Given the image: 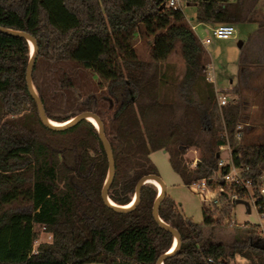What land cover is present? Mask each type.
<instances>
[{
    "label": "trees",
    "instance_id": "1",
    "mask_svg": "<svg viewBox=\"0 0 264 264\" xmlns=\"http://www.w3.org/2000/svg\"><path fill=\"white\" fill-rule=\"evenodd\" d=\"M168 1L0 0V27L35 39L32 84L38 57L74 61L105 82L116 98L114 140L103 129L114 161L107 195L119 205L132 201L142 176H159L149 158L158 149L170 151L172 166L187 185L212 174L218 147L227 142L234 163L248 166L244 177L254 182L264 169V141L247 148L235 143L240 106H217L213 83L206 79L204 48L180 7ZM193 4L199 22L243 19V5L237 2ZM141 33L153 35L149 61L139 59L134 49ZM176 44L185 70L174 82L175 77L165 73L172 65L161 63ZM28 60L27 40L0 31L1 106L8 113L21 112L0 121V264H156L174 240L152 215L156 186L143 184L131 210L116 211L105 204L101 191L109 164L97 128L87 119L63 130L45 126L26 84ZM174 83L183 105L172 101ZM82 111L96 113L92 99L70 116ZM46 115L56 122L70 117ZM189 146L201 150L191 168L182 158ZM223 199L218 206L204 208L198 224L165 192L157 214L178 231L181 241L163 264H226L235 254L249 264H264V236L257 225L245 226L233 239L230 254L224 243L203 237L204 226L213 227L230 215L235 202ZM36 225L51 234V241L33 248Z\"/></svg>",
    "mask_w": 264,
    "mask_h": 264
},
{
    "label": "rangeland",
    "instance_id": "2",
    "mask_svg": "<svg viewBox=\"0 0 264 264\" xmlns=\"http://www.w3.org/2000/svg\"><path fill=\"white\" fill-rule=\"evenodd\" d=\"M178 1L180 9L185 8V0ZM219 1L237 2L239 6L247 4V2L250 5L256 2V20L251 17L247 18V15L245 16L243 13L242 18H247L246 20L242 19L232 23L236 27L235 38H214L207 26H199L196 29L198 38L203 40L206 37L210 38V42L205 43L203 48L206 65L209 64V61L214 63L213 85L217 88L222 85L229 87V102L237 103L240 106L241 134L234 136V141L243 148H247L264 141V28H257L258 25H261L260 19L264 23V0ZM152 41L153 35L141 33L135 37L134 49L139 59L151 60ZM238 41H241V45H238ZM161 65H172V71L167 70L165 73L174 76V82L181 78L185 64L178 44ZM205 73L207 74V72ZM33 77V84L44 100L45 112L48 115L60 119L69 117L81 109L83 102L90 98L94 102L96 113L102 119L105 131L110 139L114 140L113 126L117 100L110 93L106 83L101 81L97 75L83 68L78 62L49 61L38 57ZM172 85V101L183 105L184 99L180 97L176 83ZM1 105L0 101V121L21 113H8ZM204 133L207 134V132ZM176 148L174 147V149ZM219 153L225 161H228L229 150H219ZM200 156L201 150L198 146H189L185 148L182 158L183 162L191 168L194 160L198 161ZM149 158L164 181L166 193L174 200L180 212L193 222L200 224L202 210L207 208L206 203L182 181L179 173L172 166L170 151L154 150L149 153ZM260 224H264V218L260 217L254 206L251 205L250 212H246L244 204L234 203L230 215L213 227L204 226L202 235L210 238L213 242L224 243L227 254H230L233 239L241 236L245 226H259ZM35 231L38 236L33 248L39 243L51 241V234L44 231L39 225L35 226ZM226 264H249V261L241 255L235 254L233 257H228Z\"/></svg>",
    "mask_w": 264,
    "mask_h": 264
},
{
    "label": "built area",
    "instance_id": "3",
    "mask_svg": "<svg viewBox=\"0 0 264 264\" xmlns=\"http://www.w3.org/2000/svg\"><path fill=\"white\" fill-rule=\"evenodd\" d=\"M168 5L174 8L179 7L177 0H169ZM235 33V26L232 23H218L211 29V35L217 39H227L233 37ZM210 38L206 37L202 43H209ZM206 79L214 83L211 65H205ZM215 101L219 108L229 103L230 89L227 86L215 87ZM236 135L241 134V123L238 121L236 125ZM219 150H229L228 161L217 153V168L213 170L208 177H201L199 179H192L188 186L197 193L200 199L206 203L207 208L218 206L221 203V196L223 201L227 203H234L237 199L246 200L249 205L254 206L260 217L264 218L263 199H264V169L257 176L256 181H252L249 177L243 176V171L248 169L237 166L234 163L232 156V149L227 142L225 145H219ZM239 156V155H238ZM237 156V157H238ZM196 160L193 162V167L196 166ZM258 233L264 236V224L257 227Z\"/></svg>",
    "mask_w": 264,
    "mask_h": 264
},
{
    "label": "water",
    "instance_id": "4",
    "mask_svg": "<svg viewBox=\"0 0 264 264\" xmlns=\"http://www.w3.org/2000/svg\"><path fill=\"white\" fill-rule=\"evenodd\" d=\"M0 31H5L7 33H11V34H15V35L20 36V37H24L27 40L28 44H29V41L33 44L34 49H33L32 53H30V48H29V60H28L27 66H26L25 79H26V84H27L30 96L36 101L40 119H41L42 123L45 126H47L48 128L54 129V130H63L65 128L69 127V126L74 125L76 122H78L81 119H87L88 120L89 116L94 117V119L96 120V122L98 124L97 132L99 134V137H100V140L102 142V145H103V147L105 149V152H106V155H107V159H108V164H109L107 177H106L105 183H104L102 191H101V196H102V199H103L105 204H107L108 206H110L111 208H113L116 211L125 212V211H128V210H131L138 202L140 187L143 184L147 183V180L149 178H154V179H156L157 181H159L161 183L162 191H160V192L158 191V195H157V197H156V199L154 201L153 207H152V215H153L154 219L162 227H164L165 229H167L168 231H170L172 233L174 239L176 240V244H175V247H174L173 251H170V252L167 251L166 253L162 254L158 258V260L156 261V264H163L162 263L163 259H165L166 257L172 255L179 248V244H180L181 239H180V235H179L178 231L176 229L170 227L167 223H165L157 214V209H158L159 202H160L161 198L164 196V194L166 192V186H165L164 181L162 180V178L160 176H158V175H155V174H146V175L142 176L140 178V180L136 184L135 196H134L135 199L133 198L134 201H131L133 203H130L131 205H129V207L124 208V207H122L123 205L116 204L112 200H110V198L107 195V188H108V184L111 181V178L113 176L114 161H113V155H112L110 146L108 144V141H107L105 133H104L102 120L99 118L98 114L93 112V111H82L81 113H79L77 115L70 116L67 119L61 120V122L65 121V120H70L68 123H66V124H64L62 126H53V125H51L49 123V117L46 115L44 106H43L41 100L39 99L38 94L36 95L35 92H34V89H33L34 85L32 84V80H31L32 68H33V64H34L35 57H36V54H37V46H36L35 39L31 35H29V34H27L25 32H22V31L4 29L2 27H0ZM238 45H241V42H239ZM25 108H26V105L24 104L23 105V109H25ZM235 203L244 204L246 206V212H250V205H249V203L246 200L237 199L235 201ZM173 242H174V240H173Z\"/></svg>",
    "mask_w": 264,
    "mask_h": 264
},
{
    "label": "crops",
    "instance_id": "5",
    "mask_svg": "<svg viewBox=\"0 0 264 264\" xmlns=\"http://www.w3.org/2000/svg\"><path fill=\"white\" fill-rule=\"evenodd\" d=\"M194 1H196V0H185L186 6H185V8H181V10L184 13V16H185L188 24L191 26L193 32L195 33L196 37L198 38V36L196 34L197 27H199V26H207V27L210 28V31H211V29L218 23H215V22H199V21H197L196 20V6L193 4ZM229 1H234V0H229ZM177 2H178V5H179V1L178 0H177ZM253 4L250 5L249 2H247V4H244L243 5V13H245V16L247 15V18L251 17V19L256 20L255 19V17H256V13L255 12L257 10L256 9V2L253 3ZM179 7H180V5H179ZM247 18H243V19L246 20ZM260 20H261V25L260 26L258 25L257 28L258 29H263L264 28V23H262V19H260ZM235 31H236V29H235ZM233 38H235V36H233ZM198 39L201 42L202 46H204V44L202 43L203 39H200V38H198ZM239 42H241V41H238V43ZM209 65H211V68L213 70L214 63L212 61H209ZM213 86H215V85H213ZM222 86H224V85H222Z\"/></svg>",
    "mask_w": 264,
    "mask_h": 264
},
{
    "label": "bare ground",
    "instance_id": "6",
    "mask_svg": "<svg viewBox=\"0 0 264 264\" xmlns=\"http://www.w3.org/2000/svg\"><path fill=\"white\" fill-rule=\"evenodd\" d=\"M29 48H30V53H32L33 52V49H34V47H33V44L29 41ZM33 89H34V92H35V94L37 95L38 93H37V90H36V88L33 86ZM88 120L97 128L98 127V124H97V122H96V120L94 119V117H92V116H89L88 117ZM70 120H66V121H63V122H56V121H53V120H51V118H49V123L51 124V125H53V126H62V125H64V124H66V123H68ZM147 183H151V184H153L154 186H156V188H157V190L160 192V191H162V185H161V183L159 182V181H157L156 179H154V178H149L148 180H147ZM135 199V198H134ZM134 199L132 200V201H134ZM130 203H133V202H130ZM127 204V205H123L122 207H124V208H126V207H129V205H131V204ZM175 244H176V240L174 239V242H173V245H172V247H171V249L168 251V252H170V251H173V249H174V247H175Z\"/></svg>",
    "mask_w": 264,
    "mask_h": 264
}]
</instances>
